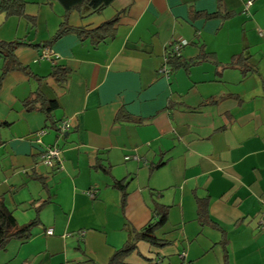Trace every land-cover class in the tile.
I'll return each mask as SVG.
<instances>
[{
	"label": "crops",
	"instance_id": "crops-1",
	"mask_svg": "<svg viewBox=\"0 0 264 264\" xmlns=\"http://www.w3.org/2000/svg\"><path fill=\"white\" fill-rule=\"evenodd\" d=\"M247 1L115 0L68 17L89 31L121 13L114 38L94 45L71 32L46 48L35 45L66 16L57 0H27L24 18L0 12V39L27 44L16 51L26 71L4 74L0 58V199L20 226L39 221L0 264H109L155 204L170 208L158 237L172 244L141 242L124 264H224L225 250L229 264H264V0L245 12ZM175 40L188 45L166 78ZM55 66L69 69L66 83ZM53 146L60 170L41 163ZM197 199L224 232L200 223Z\"/></svg>",
	"mask_w": 264,
	"mask_h": 264
},
{
	"label": "trees",
	"instance_id": "trees-1",
	"mask_svg": "<svg viewBox=\"0 0 264 264\" xmlns=\"http://www.w3.org/2000/svg\"><path fill=\"white\" fill-rule=\"evenodd\" d=\"M62 7L65 9L66 16L64 21L60 25L56 35L44 44H37L35 47L38 48H46L50 47L52 43L60 40L65 35L76 32L81 38H91L93 40L94 45H100L108 39L115 37V28L116 25L120 21L121 13H119L113 20L102 24L101 26L86 31L83 28H74L69 26L68 17L72 12L75 11H94L99 12L103 11L107 7L111 6L115 0H57ZM27 4V0H0V12L6 14V16H17V17H26L25 6ZM211 17H220L219 12L212 15L207 16ZM229 17V15L227 16ZM27 45L23 41H3L0 39V58L3 60V72L7 74L14 70H22L26 71V67H24L16 56V51ZM180 57L171 58L169 61V65L173 66V64L178 61ZM211 56L205 55L204 60H210ZM240 62H243L242 58H239ZM199 61H195L189 64H186L189 67L192 64H197ZM233 63L229 64V67L233 66ZM246 67H248L245 64ZM250 72L247 68L243 69L244 75ZM69 69L65 66H55L52 70V76L56 78L57 82L60 84H64L68 81ZM33 100H28L26 102V106L30 109L34 108ZM57 103L49 102L48 111H51L57 107ZM57 124L55 125V130ZM116 187L123 192V198L126 197V184L123 182L117 183ZM197 217L200 223L203 226H209L214 229H218L221 232H224L220 229L210 218L209 210H208V201L197 199ZM170 208L164 205L155 204L153 207L154 216L152 220L142 229L140 230H132L130 240L118 251L114 253L111 257L109 264H124L128 257H130L138 248V244L141 242L147 243L155 248H166L170 246L172 243L168 240L161 239L158 237V232L163 229L167 223L169 218ZM39 226V221L35 220L29 224L20 226L13 214L6 208L2 199H0V252L6 250L9 243L13 240L18 241H27L33 237V230ZM227 240L223 238L221 241V246L225 250ZM185 264H191L186 262ZM224 264L228 263V255L225 250L224 255Z\"/></svg>",
	"mask_w": 264,
	"mask_h": 264
},
{
	"label": "built area",
	"instance_id": "built-area-1",
	"mask_svg": "<svg viewBox=\"0 0 264 264\" xmlns=\"http://www.w3.org/2000/svg\"><path fill=\"white\" fill-rule=\"evenodd\" d=\"M255 0H248L245 3V12L248 11L250 9V7L253 5ZM188 45V42L185 40H178V41H172L166 48L167 50V54L164 58V63L162 64V66L159 68V74L163 77L166 78H170L171 77V68L169 67V61L171 60V58L174 57H180L181 56V52L183 50L184 47H186ZM47 55H45L44 57H46ZM57 133L60 136L65 135L66 133H68L71 128L72 125L70 123V121L66 120V121H62L57 125ZM45 131H40L37 134V139L36 142L39 144H42V136L45 134ZM61 149L58 148L57 146H53V147H49L47 148L41 155V163L50 167V168H56V169H62V156H61ZM130 159H135V160H139L138 157H134V156H127L126 160H130ZM88 195L93 199L95 196V190H90L88 192ZM260 229L264 231V213H263V218L260 221ZM47 235H53V230L49 229L47 230ZM82 236H85V232H81Z\"/></svg>",
	"mask_w": 264,
	"mask_h": 264
},
{
	"label": "rangeland",
	"instance_id": "rangeland-1",
	"mask_svg": "<svg viewBox=\"0 0 264 264\" xmlns=\"http://www.w3.org/2000/svg\"><path fill=\"white\" fill-rule=\"evenodd\" d=\"M3 13V12H2ZM1 13V14H2ZM4 14V13H3ZM11 17H15V16H9V18H11ZM17 17V16H16ZM172 260H174V261H176L177 260V257L176 256H172V258H171ZM177 262V261H176ZM161 263V259H159L157 262H156V264H160Z\"/></svg>",
	"mask_w": 264,
	"mask_h": 264
}]
</instances>
